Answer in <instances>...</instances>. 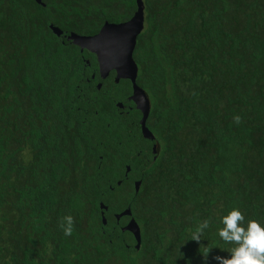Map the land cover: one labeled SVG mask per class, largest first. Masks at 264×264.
<instances>
[{
	"label": "trees",
	"instance_id": "obj_1",
	"mask_svg": "<svg viewBox=\"0 0 264 264\" xmlns=\"http://www.w3.org/2000/svg\"><path fill=\"white\" fill-rule=\"evenodd\" d=\"M41 2L0 0V264L229 257L223 215L238 208L264 225V0H142L132 58L152 139L129 82L101 79L95 55L65 38L129 19L135 1ZM127 206L138 249L114 217Z\"/></svg>",
	"mask_w": 264,
	"mask_h": 264
},
{
	"label": "water",
	"instance_id": "obj_2",
	"mask_svg": "<svg viewBox=\"0 0 264 264\" xmlns=\"http://www.w3.org/2000/svg\"><path fill=\"white\" fill-rule=\"evenodd\" d=\"M34 1L43 5L41 0ZM134 1L135 10L129 19L116 24L105 22L98 32L91 36L69 33L65 38L77 45L80 51L86 49L95 55L98 74L101 78H104L108 72L112 70L114 72L115 81L126 80L129 82L131 88L130 99L134 103L136 109L140 112L138 126L141 135L143 138L152 139V134L145 126V119L149 110V102L144 91L136 84L135 78L137 67L132 58L136 35L143 27L142 0ZM49 27L56 35L62 33L58 27L53 26L52 24H50ZM118 105L120 106L119 103ZM151 152H155L154 145L151 147ZM125 169V171H128V166H126ZM118 183L119 181H117V184ZM139 185L140 180H134L132 182L134 192L138 190ZM99 208L101 209V221L102 223H105L102 211H104L106 207L100 202ZM123 216L126 217V220L124 221L125 224H123L120 229L121 231L126 230L131 233L134 240V249H138L140 243L139 228L131 216L128 206L114 214L116 221Z\"/></svg>",
	"mask_w": 264,
	"mask_h": 264
},
{
	"label": "clouds",
	"instance_id": "obj_3",
	"mask_svg": "<svg viewBox=\"0 0 264 264\" xmlns=\"http://www.w3.org/2000/svg\"><path fill=\"white\" fill-rule=\"evenodd\" d=\"M236 124L241 123V117H233ZM74 217L66 215L61 218L59 227L63 234L71 236L74 230ZM223 227L218 229V235L222 241L231 245L226 250L230 256H216L218 264H264V225L255 219L249 218L245 222V216L238 208H232L220 218ZM210 227V220L204 219L198 224L191 234V240L200 242L204 230ZM211 249H206L203 257L207 261Z\"/></svg>",
	"mask_w": 264,
	"mask_h": 264
},
{
	"label": "flooded vegetation",
	"instance_id": "obj_4",
	"mask_svg": "<svg viewBox=\"0 0 264 264\" xmlns=\"http://www.w3.org/2000/svg\"><path fill=\"white\" fill-rule=\"evenodd\" d=\"M97 72H98V69H97ZM112 72V74L111 73H109L108 72V74L104 77V78H101L100 76V78L101 79H105L107 76H109V75H112V78H113V82L114 83H117L118 81H115L114 80V72L113 71H111ZM91 77H93V73H91V75H90ZM99 83V84H98ZM97 84H98V86H97ZM101 85V81H96V87H99ZM130 94H131V88H130V93H129V95H127L125 98H126V100L127 101H129L130 102V104H132V106L136 109V107H135V105H134V103L131 101V99H130ZM120 104V106L118 105V103H117V106L119 107L118 109H120L121 111L123 110V108H124V105H123V103L121 102V103H119ZM131 106H129L128 105V108H130ZM137 110V109H136ZM139 120V119H138ZM146 120V119H145ZM146 124V123H145ZM137 125H138V121H137ZM139 127V126H138ZM146 139V138H145ZM155 147V146H154ZM133 182V181H132ZM124 224H125V222H124Z\"/></svg>",
	"mask_w": 264,
	"mask_h": 264
}]
</instances>
